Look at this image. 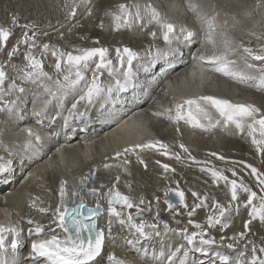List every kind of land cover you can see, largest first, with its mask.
<instances>
[{"label": "snow or ice", "instance_id": "6c2138e0", "mask_svg": "<svg viewBox=\"0 0 264 264\" xmlns=\"http://www.w3.org/2000/svg\"><path fill=\"white\" fill-rule=\"evenodd\" d=\"M185 6L193 21L200 26L203 44L210 49L193 55L197 65L201 66V79L208 72L218 73L237 84L264 93V0H256L252 11L243 12L252 26L242 28V31L255 38V48L236 40L230 34L231 29L240 24L236 13H230L213 0H185ZM64 7L68 22L76 18L79 8L84 9L86 17L92 16L95 8L92 0H71V3L65 0ZM254 14H258L260 19H254ZM102 15L111 18L114 31L140 28L147 32L153 42L143 51H136L126 45L117 47L114 50L115 59L106 46L65 50L54 43H41V37L48 36V32L39 28L35 21L21 23L18 12L9 14V24L0 25V50L7 46L15 28L19 27L23 32L7 51V59L0 61V137L8 135V125L12 121L23 119L24 107L31 92L33 98L30 115L34 124L42 126L46 120L55 122L62 119L65 136L70 138L78 128L89 123L97 107L103 116L107 103L116 102L114 95L118 97L129 88H135L138 71L147 72L161 63L168 64L183 56L181 49L175 47L174 43L180 37L189 42L196 35L187 24H178L163 14L151 0L143 3L140 0H127L114 8L105 9ZM76 26L74 24L72 27ZM104 26L101 20L98 27L103 29ZM72 27L68 28L69 32ZM258 27L260 31L256 30ZM59 38H64L62 31L59 32ZM157 39L163 40V47L155 43ZM93 42L100 44L99 39ZM20 55L23 61L14 63L13 58ZM49 55L54 60L50 67H53L55 75L45 70V61ZM205 64L207 68L202 66ZM105 75L107 79H104ZM173 101L170 107L154 112L153 115L176 125L177 133L181 132V122L202 132L219 129L227 135H236L250 141L257 155L264 157V108L251 102H236L222 96L200 93L174 97ZM213 112L217 114L216 117ZM21 133L22 139H0V151L6 154L0 155V173L8 172L14 163V156H35L43 146V137L37 127L26 126ZM176 143L180 151H174L172 145L160 139L130 142L117 148L111 157L105 156L102 165H93L89 172L76 177L73 182L61 177L58 183V202L54 208L51 205L44 206L40 197L30 196V206L41 213H50L51 220L45 225L28 219L26 239L22 237L19 220L8 225L0 223V264H100L107 240L115 239L116 225L128 229L132 234L133 238L126 239L125 243L136 251L137 257L144 264H264V242L249 238L255 235L251 233L254 221L264 224V169L244 160H229L222 154L210 153L212 157L230 163L232 167L218 169L205 166L200 171L210 175L213 185L222 183L227 194H230V200L225 204L212 197L211 211L203 223L193 217L198 209L209 208L208 193L201 195L189 189L194 198L189 206L179 182L172 180L176 169L159 159L155 160L162 170L159 178L166 185L164 189H158L164 192L166 210L174 213L173 219L179 225L180 221L175 216L181 214L182 206L188 217L183 227L172 228L167 221L161 220V198L155 193L150 200H146L143 194L133 196L131 181H125V187L129 190L127 194L120 191L119 173L107 191H102L103 183L98 187H89L90 182L96 181L99 167L116 168L130 176L128 165L132 156L147 169L148 164L141 155L146 150L158 152L177 162L187 159L197 164L209 163L197 161L184 143L179 140ZM225 172H230L231 178ZM240 173H246L250 179L254 178L258 191ZM171 183H176V187H167ZM86 189L89 195L96 197L93 206L85 203ZM245 195L246 199H241ZM85 208L86 215L82 212ZM242 208L247 210L248 217L243 222V231L231 236L222 234L218 239L212 235V231L217 228L224 233ZM145 212L153 213L152 221L144 218ZM102 214L108 217L104 227L99 224ZM161 225L163 235L174 234L185 243L175 248L169 245L166 250L161 245L158 251L147 246L141 248L142 241L162 236ZM189 226L194 230L190 231ZM56 229L62 231L63 238L56 234ZM9 234L10 243L6 239ZM26 241H30V253L27 257H21L19 251L26 246ZM106 261L107 264H136L134 260L120 259L114 254H109Z\"/></svg>", "mask_w": 264, "mask_h": 264}, {"label": "bare ground", "instance_id": "6f19581e", "mask_svg": "<svg viewBox=\"0 0 264 264\" xmlns=\"http://www.w3.org/2000/svg\"><path fill=\"white\" fill-rule=\"evenodd\" d=\"M126 2L127 0H92L95 6L92 16L86 17L84 9L79 8L76 18L68 22L64 7L65 0H3L0 7V25H8L9 14L18 12L21 23L28 20L35 21L39 28L48 32V36L41 37V43H54L65 50H71L73 47L106 46L109 48L112 58L115 59L114 50L117 47L126 45L136 51H143L153 42L147 32L140 28H134L131 31H114L111 18L102 15L105 9L114 8L116 5ZM140 2L143 3L146 0H140ZM213 2L230 13L237 14L240 24L232 28L230 34L236 40L255 48L257 41L245 34L242 28H251V21L244 17L243 12L245 10L252 11L256 0H213ZM151 3L163 14L173 18L178 24H187L196 33L195 38L189 42H185L184 38L180 37L178 42L174 43L175 47L181 49L183 56L171 60L168 64L161 63L147 72L138 71L135 88H129L120 93L118 97L114 95L113 98L116 102L114 104L112 102L107 103L103 110V116L100 115V109L97 107L92 113V119L89 123L78 128L75 133L71 134L70 138L65 136L62 119H57L55 122L46 120L42 126L34 124L30 115L33 98L31 92L28 94V103L24 107L23 119L12 121L8 125V135L0 137L4 141L15 137L22 139L21 130L29 125L37 127L43 137V146L38 154L28 157L14 156V163L8 172L0 173V223L8 225L19 220L23 238L26 239L29 227L26 218L35 219L36 222L45 225L51 220L50 213H41L37 208L30 206V196H38L44 201V206L51 205L54 208L58 202V183L61 177L73 182L76 177L89 172L93 165H102L105 156L111 157L117 148H121L130 142H143L149 138L160 139L172 145L174 151H180L176 143L179 140L191 150L197 161L209 162L197 164L187 159L177 162L175 159L161 156L158 152L146 150L141 155L148 164L147 169L137 162L135 156H132L130 157L131 163L128 165L130 176L116 168L104 169L99 167L96 181L89 183V187H98L103 183L102 191H107L119 173L121 176L118 185L120 191L127 194L129 190L125 187V181H131L133 196L143 194L146 200H150L153 193L160 196V218L167 221L172 228L183 227L187 224L188 217L181 206V214L175 216V219L180 221V224L177 225L173 219L174 213L166 210L164 192L158 190L164 189L166 185L159 178V173L162 170L155 163V160L159 159L176 169L172 180L179 182L181 190L185 192V199L189 206L194 202L189 189L198 191L201 195L208 193L209 208L198 209L193 217L194 220L201 223L206 220L207 214L211 211L212 197L225 204L230 200V194H227L222 183L213 185L210 175L200 171L201 167L205 166H215L218 169L232 167L230 163L212 157L210 153L222 154L229 160H244L253 166L264 169V162H262L264 157L257 155L255 148L248 140L236 135H227L219 129L213 132L193 130L184 125L183 122L180 124L181 132L177 133L176 125L153 115L154 112L170 107L174 102V97L178 98L182 95L195 93L222 96L236 102H251L264 108V93L237 84L218 73L208 72L201 79V66L197 65L193 55L210 49L203 44L200 26L193 21L192 15L187 12L185 0H151ZM254 19H260L259 15L254 14ZM101 20L105 25L103 29L98 27ZM229 23L231 25L232 21L230 20ZM74 24L77 26L72 27ZM69 27H72L71 32L68 31ZM256 30L260 31L261 29L258 27ZM16 31L18 30L16 29ZM61 31L64 33L63 39L59 38ZM17 34H13L12 37H20ZM81 37L84 38L81 39ZM94 39H99L100 44H94ZM155 43L161 47L164 46L162 39H157ZM22 51L23 46H21ZM5 59H7V51L4 48L0 50V61ZM22 61V55L13 58L14 63H21ZM53 63L54 60L49 55L45 61V70L55 75L53 67H50ZM202 66L208 67L207 64ZM9 72L12 74L11 70ZM107 78L105 75L104 79ZM70 103L71 101H69V106ZM52 114L54 115L55 112L53 111ZM213 116L216 117L217 114L213 112ZM57 149L60 151L57 152ZM0 155L6 154L0 151ZM181 155L184 154L181 153ZM30 173H32L31 176ZM225 175L231 178L230 172H225ZM240 175L253 186L254 190L258 191L255 188L254 178L250 179L246 173H240ZM167 187L175 188L176 183H171ZM84 199L95 202L96 197L89 195L86 189ZM241 199H246V195L242 196ZM153 203L155 204V202ZM246 213L247 210L242 208L240 214L234 217L233 224L224 233H221L217 228L212 231V235L218 239L222 234L231 236L236 232L243 231L242 223L243 219L246 218ZM152 217L153 213H144L146 220L152 221ZM107 219L106 214L101 215L99 218L101 227H104ZM160 230L161 237L142 241L141 248L147 246L158 251L161 245L166 250L169 245L175 248V246L185 243L174 234L163 235V225L160 226ZM189 230L194 229L189 226ZM251 233H255V235H250V239L264 242V224L254 221L251 225ZM130 234L128 229L116 225L114 227L115 239L107 240L100 257V264H107L106 258L109 254H114L120 259L134 260L136 264H144L137 257L136 251L125 244L126 239H131ZM6 239L10 243L11 234ZM29 245L30 241H26V246L19 251L21 257L29 255ZM197 258L200 257L197 255Z\"/></svg>", "mask_w": 264, "mask_h": 264}, {"label": "rangeland", "instance_id": "374dc122", "mask_svg": "<svg viewBox=\"0 0 264 264\" xmlns=\"http://www.w3.org/2000/svg\"><path fill=\"white\" fill-rule=\"evenodd\" d=\"M2 2H3V0H0V7H1ZM0 15H1V9H0ZM16 29H17L18 31L15 32ZM14 32H15V33H18L17 35H20V37H21V36H22L21 33L23 32V30H22L21 28L18 27V28H15V29H14ZM15 33H14V34H15ZM13 36H14V35H13ZM11 37H12V36H11ZM20 37H15V38L12 37L13 39L10 38V40H8V42H7V46L5 47V50H6V51L10 50L11 46H13V45L16 43L17 39H19ZM10 41H11V42H10ZM8 43H10L9 46H8ZM8 48H9V49H8ZM205 212H206V211H205ZM245 219H248V217H247V213H246V218H245ZM245 219H243V222H244ZM242 226H243V223H242Z\"/></svg>", "mask_w": 264, "mask_h": 264}, {"label": "water", "instance_id": "95a60500", "mask_svg": "<svg viewBox=\"0 0 264 264\" xmlns=\"http://www.w3.org/2000/svg\"><path fill=\"white\" fill-rule=\"evenodd\" d=\"M172 199L175 201L176 198L173 196Z\"/></svg>", "mask_w": 264, "mask_h": 264}]
</instances>
